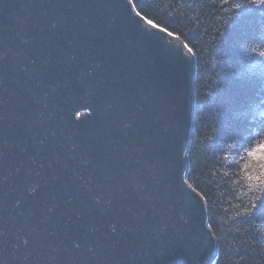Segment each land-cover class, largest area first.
Masks as SVG:
<instances>
[{
    "label": "water",
    "instance_id": "1",
    "mask_svg": "<svg viewBox=\"0 0 264 264\" xmlns=\"http://www.w3.org/2000/svg\"><path fill=\"white\" fill-rule=\"evenodd\" d=\"M194 79L131 0H0V264H212Z\"/></svg>",
    "mask_w": 264,
    "mask_h": 264
},
{
    "label": "trees",
    "instance_id": "2",
    "mask_svg": "<svg viewBox=\"0 0 264 264\" xmlns=\"http://www.w3.org/2000/svg\"><path fill=\"white\" fill-rule=\"evenodd\" d=\"M131 2L194 56L186 178L206 203L212 264H264V0Z\"/></svg>",
    "mask_w": 264,
    "mask_h": 264
},
{
    "label": "snow or ice",
    "instance_id": "3",
    "mask_svg": "<svg viewBox=\"0 0 264 264\" xmlns=\"http://www.w3.org/2000/svg\"><path fill=\"white\" fill-rule=\"evenodd\" d=\"M150 24L152 23L151 20L148 21ZM261 150H264V145L261 146ZM253 155H255V153H253Z\"/></svg>",
    "mask_w": 264,
    "mask_h": 264
},
{
    "label": "rangeland",
    "instance_id": "4",
    "mask_svg": "<svg viewBox=\"0 0 264 264\" xmlns=\"http://www.w3.org/2000/svg\"><path fill=\"white\" fill-rule=\"evenodd\" d=\"M207 212H208V210H207ZM209 217V216H208ZM208 225H209V220H208ZM210 227V226H209ZM215 237V236H214ZM216 240V239H215ZM216 244H217V242H216Z\"/></svg>",
    "mask_w": 264,
    "mask_h": 264
},
{
    "label": "bare ground",
    "instance_id": "5",
    "mask_svg": "<svg viewBox=\"0 0 264 264\" xmlns=\"http://www.w3.org/2000/svg\"><path fill=\"white\" fill-rule=\"evenodd\" d=\"M194 100V99H193Z\"/></svg>",
    "mask_w": 264,
    "mask_h": 264
}]
</instances>
